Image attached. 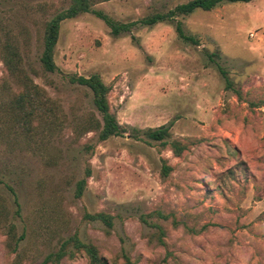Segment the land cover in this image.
<instances>
[{"label":"rangeland","instance_id":"obj_1","mask_svg":"<svg viewBox=\"0 0 264 264\" xmlns=\"http://www.w3.org/2000/svg\"><path fill=\"white\" fill-rule=\"evenodd\" d=\"M189 1L90 0L112 24H137L113 34L93 13L62 22L50 74L39 62L44 26L70 0H0V264H41L74 236L108 264L123 255L135 264H264V0L139 24ZM177 24L198 43L183 41ZM11 48L14 74L4 64ZM93 74L125 128L104 142L85 130L98 116L90 91L68 82ZM23 76L55 109L31 132L13 105ZM168 125V143L186 146L180 157L143 133ZM95 213L114 217L108 234L83 219ZM61 264L87 261L75 254Z\"/></svg>","mask_w":264,"mask_h":264},{"label":"trees","instance_id":"obj_2","mask_svg":"<svg viewBox=\"0 0 264 264\" xmlns=\"http://www.w3.org/2000/svg\"><path fill=\"white\" fill-rule=\"evenodd\" d=\"M253 1L254 0H191L185 4L176 6L166 14L155 13L150 15L141 20L139 24L153 26L159 23L172 22L179 16H188L197 10L210 12L223 4H248ZM84 13H93L103 19L111 26L113 34L128 32L137 24H112L106 16L93 9L90 0H70V5L67 9L58 12L45 23L42 38V52L39 58L40 66L45 73L53 74L58 70L54 61V51L59 38L62 22L73 19ZM176 32L183 41L194 45L198 43L193 37L186 36L182 32L181 25L179 24L176 25ZM7 53L4 64L10 74H14V72H18L17 64L19 56L12 48L9 49ZM19 80L22 86V92L14 100L13 105L17 115L21 117V120H29V132H31L34 130L31 121H45L46 118L52 119L55 114V109L52 102L45 96V93L35 85L30 78L23 76L22 79ZM68 82L87 88L92 95V105L98 116L93 115L88 120V123L85 124L87 133L94 132L98 142H104L111 137H120L125 134V128L117 123L115 117L110 112L108 99L110 87L102 81L99 75L93 74L89 77L70 76L68 77ZM169 131L170 126L168 125L161 126L157 129H147L143 133L149 141L160 142L162 147H168L176 157H180L186 150V146L176 140L168 143L167 140L170 138ZM84 149L86 153H89L93 150V147L92 145H85ZM170 171L171 168L164 164L161 175L166 177ZM90 177V169H85L84 177L75 184L74 197L76 199L83 196L86 190L87 180ZM15 203L16 207L19 209L16 197ZM83 219L90 222L101 223L105 227L106 234L113 228L114 217L105 213L85 214ZM10 227L11 230H13V226ZM156 229L158 231L159 242L163 244V238L165 237L164 231L160 226H156ZM20 240L21 238L15 239L14 241L17 244ZM75 254L82 255L86 259L87 264H108L100 255L97 246L92 243H86L76 236L65 240L60 245L58 251L46 256L41 264H61L63 258L73 259L75 258ZM122 258L123 261L120 264H135L127 255H123Z\"/></svg>","mask_w":264,"mask_h":264}]
</instances>
